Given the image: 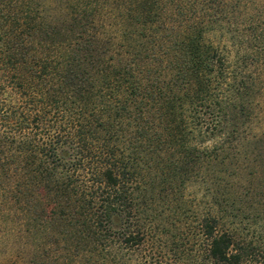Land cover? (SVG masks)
<instances>
[{
    "label": "trees",
    "instance_id": "1",
    "mask_svg": "<svg viewBox=\"0 0 264 264\" xmlns=\"http://www.w3.org/2000/svg\"><path fill=\"white\" fill-rule=\"evenodd\" d=\"M47 1L0 0V227L32 239L27 264L57 249L81 264H145L162 198L144 163L163 140L174 170L201 162L210 149L192 124L223 133L216 151L248 135L242 68L264 51V0ZM215 29L234 55L208 38ZM217 220L202 225L209 264H242Z\"/></svg>",
    "mask_w": 264,
    "mask_h": 264
},
{
    "label": "rangeland",
    "instance_id": "2",
    "mask_svg": "<svg viewBox=\"0 0 264 264\" xmlns=\"http://www.w3.org/2000/svg\"><path fill=\"white\" fill-rule=\"evenodd\" d=\"M248 27L239 26L242 35L245 34L242 40L247 37ZM208 38L221 47L228 46L232 55L235 54L236 47L231 48L229 38L217 29L209 31ZM261 41L255 43L257 48L263 44L264 40ZM259 54L258 62L242 68L243 75L248 76L247 84L256 107L247 136L232 146L211 150L213 141L225 137L223 133L218 132L216 140H212L192 124L195 135L204 141L202 145L210 149L203 154L201 162L189 160L174 170V145L166 147L164 140L153 157L156 163L152 157L148 162L146 159V184L149 193H159L162 198L157 204L162 220L143 247L145 264H209L208 238L202 233V225L209 215L217 217L218 230L232 235L243 253L242 264H264V51L259 49ZM150 65L151 71L157 68L156 63L150 62ZM158 81L162 88H167L168 83L161 77ZM2 228L0 264H27L25 261L35 245L32 239L20 237L19 231L12 227L5 231ZM53 251V259L43 261L38 257L36 264H81L64 257L62 250Z\"/></svg>",
    "mask_w": 264,
    "mask_h": 264
}]
</instances>
